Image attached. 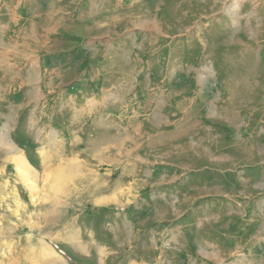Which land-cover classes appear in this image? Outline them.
I'll return each mask as SVG.
<instances>
[{
    "label": "rangeland",
    "instance_id": "374dc122",
    "mask_svg": "<svg viewBox=\"0 0 264 264\" xmlns=\"http://www.w3.org/2000/svg\"><path fill=\"white\" fill-rule=\"evenodd\" d=\"M59 4L78 71L0 97V264L73 230L89 264H264V0Z\"/></svg>",
    "mask_w": 264,
    "mask_h": 264
},
{
    "label": "crops",
    "instance_id": "0c3cea01",
    "mask_svg": "<svg viewBox=\"0 0 264 264\" xmlns=\"http://www.w3.org/2000/svg\"><path fill=\"white\" fill-rule=\"evenodd\" d=\"M59 2L63 3L64 0H0V97L19 99L26 97V92L31 91L41 97L43 81L60 84L66 80L67 75L76 73L75 65L73 66L65 57L71 53L74 45L81 44L73 42L71 37L62 35L73 22L69 19L71 14H65L64 4L60 5ZM25 33L27 35L44 33L49 35L50 39L54 37L55 41L58 38L65 40L66 48L63 50L59 48L62 46L56 45L52 48L53 56L50 58L45 54V59H42L40 47L38 44L27 42L29 37L25 36ZM61 51L68 53L62 55ZM0 144L9 145L8 141ZM16 145L25 153L23 141L16 142ZM19 158L22 159L21 163L27 165V169L34 167L33 162L36 160H42L41 155L35 160L27 155L24 157L20 155ZM70 232L72 235L68 240L57 243L59 251L68 256L66 263L89 264L91 262L90 254L87 252L89 243L77 238L75 230ZM62 244L70 246L73 251L76 250L77 255H68ZM105 251L107 248L100 246L96 252L101 255ZM106 261L107 255L100 258L98 264H105Z\"/></svg>",
    "mask_w": 264,
    "mask_h": 264
},
{
    "label": "bare ground",
    "instance_id": "6f19581e",
    "mask_svg": "<svg viewBox=\"0 0 264 264\" xmlns=\"http://www.w3.org/2000/svg\"><path fill=\"white\" fill-rule=\"evenodd\" d=\"M8 147H9V146H8ZM10 149H11V148H9V151H10ZM11 152L13 153V151H11ZM25 166H26V164H25ZM17 172H18V173L20 172L21 174H24L23 171H22L21 169H19V168L17 169ZM24 177H26V176H24ZM23 179H24V178H23Z\"/></svg>",
    "mask_w": 264,
    "mask_h": 264
}]
</instances>
